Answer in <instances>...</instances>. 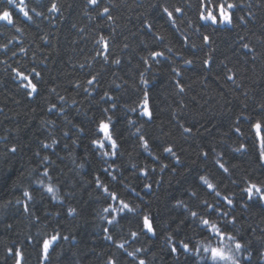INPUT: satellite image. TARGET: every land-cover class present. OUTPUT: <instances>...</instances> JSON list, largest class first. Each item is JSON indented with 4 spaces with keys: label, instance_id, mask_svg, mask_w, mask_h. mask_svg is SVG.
Masks as SVG:
<instances>
[{
    "label": "trees",
    "instance_id": "trees-1",
    "mask_svg": "<svg viewBox=\"0 0 264 264\" xmlns=\"http://www.w3.org/2000/svg\"><path fill=\"white\" fill-rule=\"evenodd\" d=\"M230 2L237 5L233 24L208 26L199 19L200 0H100L95 6L88 0H16L14 5L0 0V11L8 8L15 20L14 25L0 21V264H15L8 248L22 250V264H108L109 258L116 264H138L139 259L146 264H204L199 256L170 254L166 241L171 235L173 241L201 242V248L217 245L191 211L221 227L234 217L227 227L246 245L238 257L241 264H264V201H249L243 191L249 183L264 185V161L251 130L257 119L264 120V0ZM53 3L59 11H49ZM104 7L113 20L100 14ZM177 7L183 12L176 13ZM101 35L108 41L107 62L97 55L103 48L97 43ZM204 35L210 37L208 44ZM152 52L164 55L154 60ZM117 59L119 64L113 62ZM13 69L29 75L37 93L29 96L23 86L27 82ZM92 76L96 83L88 85ZM145 90L150 121L140 115ZM105 92L115 100L109 101ZM113 102L118 105L114 111ZM52 105L56 108L49 111ZM108 115L119 146L115 157L103 156L91 144L102 138L97 124ZM141 135L149 143L147 151ZM45 143L48 148L42 147ZM12 147L17 151L11 152ZM45 167L50 179L42 175ZM97 176L136 212L108 224L111 215L103 209L116 202L97 187ZM48 184L55 199L45 190ZM25 190L31 201L23 196ZM205 201L219 212L209 214ZM145 214L153 218L156 236L141 232ZM106 227L115 243L105 239ZM133 231L140 233L135 240ZM54 232L69 239L54 244L44 260L42 241ZM119 243L131 252L146 251L134 259L116 247Z\"/></svg>",
    "mask_w": 264,
    "mask_h": 264
},
{
    "label": "snow or ice",
    "instance_id": "snow-or-ice-1",
    "mask_svg": "<svg viewBox=\"0 0 264 264\" xmlns=\"http://www.w3.org/2000/svg\"><path fill=\"white\" fill-rule=\"evenodd\" d=\"M7 4L14 5L16 3V0H6ZM100 2V0H88V3L91 5H97ZM20 3L23 4L24 0H20ZM200 11H199V19L204 22L205 25L208 26H217V25H231L233 24V10L237 8V5L233 2H230V0H200ZM19 11L23 13L24 17L28 20H31L32 17L29 15L28 11H26L23 7L19 8ZM35 11V9H33ZM50 12H57L59 11L57 5L53 3L51 5V8L49 9ZM176 13H182L183 9L177 7L174 10ZM163 12L167 15L168 19L175 23L174 14L172 11H169L167 7L163 8ZM37 15H40L41 13H36ZM102 16H106V18L111 21L113 20L112 15L110 14L109 7H104L102 9V12L100 13ZM241 21L244 20V17L239 18ZM0 21L5 22L8 25H14L15 20L13 17L12 12L8 8H4L2 11H0ZM151 27V25H149ZM17 31H20V29H17ZM203 41L205 44H208L210 42V37L208 35L203 36ZM98 44H101L103 46L102 51L97 52V55L103 56V59L107 62L109 59L108 55V41L105 39L103 35L100 36L99 40L97 41ZM4 47H7L6 45ZM127 47V45H125ZM244 48H248L249 46L247 44L243 45ZM21 51H24V49H21ZM171 51V49H169ZM15 54V53H14ZM164 55L163 52H152L151 57L155 60L158 57H162ZM114 63L119 64L120 61L117 59L113 61ZM209 60H205L204 64L207 66L209 64ZM145 63L147 64L148 61L145 59ZM185 63L191 64V60H186ZM151 65H149L150 67ZM83 67V65H81ZM14 72H16V75L20 77L23 81H26L27 83L23 86L26 89H29L27 94L29 96H32L33 94L37 93L38 87L33 82V79L29 77V75H26L25 73L13 69ZM173 71H176L173 69ZM32 72L34 73L35 77H40V73L37 72L35 69H32ZM180 73L177 72V75ZM229 80L233 79V76H228ZM96 83V76H92L88 81V85H93ZM141 83L147 85L149 83L148 80H146L141 74ZM177 85L180 87V91H183V86L180 85V82L177 81ZM79 87V85H77ZM85 92L88 91L87 88L84 89ZM104 96L107 97L109 101H114L115 97L110 96L107 92L104 93ZM61 100L64 99V97H60ZM103 99V97H102ZM118 105L113 102L111 103V110H116ZM139 107L141 108L140 115L145 116L150 121L152 119V112L149 108V92L147 90L144 91L142 102L140 103ZM56 105H52L49 111L52 109H55ZM261 108H264V105H261ZM131 111H135V108L130 109ZM62 111V110H61ZM104 113L109 112V108H104L102 110ZM129 123H132V121H128ZM81 132L83 129H79ZM251 130L254 133L255 139L259 144V158L261 161H264V120L257 119L254 123L251 124ZM97 131L101 134L102 138L93 139L91 141V144L97 149V150H103L101 154L105 157L112 156L115 157L117 155V149H118V143L117 139L114 136V124L112 122V116L108 115L105 119H100L97 124ZM139 132L140 130L137 129ZM185 132H191L192 129L185 128ZM235 131L237 133H241V128L237 126L235 128ZM67 135V133H65ZM139 140L142 142V145L144 149L147 151L149 149V143L147 139L143 135L139 137ZM53 143H57V141H53ZM43 148H48V144H42ZM245 145H241L240 149H243ZM240 149H237L239 151ZM11 152H16L17 148L12 147L10 149ZM164 152L171 154L175 157V152L171 147H165L163 149ZM36 155H40L39 152L36 153ZM205 156H207V153H204ZM49 160L48 156L42 157V161L47 162ZM177 162L178 158H177ZM217 164L221 169H223L224 172H228V169L225 167L223 163L220 161H217ZM135 167V166H134ZM164 167H167V165H164ZM104 172H108L109 170L107 168L102 169ZM144 175H147L146 170H142ZM111 174V173H109ZM42 175L44 177H49V170L47 167L44 168ZM112 179H116L115 176H112ZM200 180L203 182L204 185L207 186V188L211 191H215V185L210 183L205 177L201 176ZM39 184L43 185L44 181L40 180L38 181ZM96 184L98 188H102L103 192L108 195V197L115 201L116 204L112 205L109 204L108 207H105L103 211L105 213H109L111 215V219L107 220L108 224L118 223V217L122 214L126 213H135L136 208L132 207L129 203L125 202L123 199H120L118 194L114 191H109L108 187L103 185L100 181L99 176L96 177ZM146 188H151V185L146 184ZM46 192L49 194H53V199H55V189L52 184H48L46 186ZM243 191L247 194L248 200L252 201L253 198H256L258 201H264V185H258L256 183H249L248 187L243 189ZM191 195H196L195 192L191 193ZM215 195L219 196L220 193L218 191H215ZM23 196L27 198L28 201L32 200V195L29 191L25 190L23 192ZM229 205H231L233 202L232 200L228 199L227 197L224 198ZM17 203H20L19 200H17ZM181 202H178V205ZM207 204V201L204 202ZM209 214L212 212H219V209L216 208L215 205L207 204ZM24 211H29V205L27 203L24 204ZM75 210L69 209L68 214H73ZM223 216H227V213H222ZM190 216L192 218H196L199 220V223L203 226V230L207 233H210L212 237H214L218 243L216 246H212L210 243L205 244L203 248H201L200 243H192V241L189 240H176L173 241V237L171 235L166 237V241L169 244V251L170 254L179 255L181 252L184 254H190L193 256H199L201 260H203L204 264H209V261L211 264H241V260L238 258L239 254L245 249L246 245L243 244L240 240L237 239L236 235L232 234L231 231L228 230V223H234L235 218L233 217L231 221H226L224 227H221L218 223L212 221L209 218H205L204 215H201L200 213L196 211H191ZM103 231L107 234L105 236V239L112 241L113 240L112 235L110 234V230L106 227L103 229ZM141 232H143L145 235H149L150 237L156 236V227L154 224V220L149 215L145 214L142 216V222H141ZM140 233L138 232H131L130 236L132 239H136L139 236ZM149 237V238H150ZM61 239L68 240V236H61L59 232H54L50 237L43 239L41 248H42V255L43 259L47 260L49 257V250L52 248L54 244H56ZM117 248L124 250V252L129 257H133L135 259L136 253L146 251L144 248H136L134 252L128 251L125 247V243H119L116 245ZM8 253L12 255L15 258V264H22L23 261V253L22 250L19 248H16L15 250L13 248L7 249ZM201 253H204L206 255H201ZM262 256H264V252L261 253ZM249 256H251V253H249ZM108 264H116V261L112 258H109ZM138 264H146V261L144 259H139Z\"/></svg>",
    "mask_w": 264,
    "mask_h": 264
}]
</instances>
